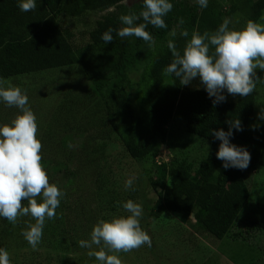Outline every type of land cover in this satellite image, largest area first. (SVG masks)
Returning a JSON list of instances; mask_svg holds the SVG:
<instances>
[{
  "label": "trees",
  "instance_id": "obj_1",
  "mask_svg": "<svg viewBox=\"0 0 264 264\" xmlns=\"http://www.w3.org/2000/svg\"><path fill=\"white\" fill-rule=\"evenodd\" d=\"M169 2L173 9L164 17L167 28H146L155 39V49L134 89L130 68L149 45L135 36L120 39L115 32L114 41L105 44L101 36L109 28L124 27L120 16L139 14L143 0L131 5L125 0H37L36 10L31 12H21L18 0H0V81H13L15 87L25 90L24 76L82 65L83 79L64 91L58 111L44 125L40 139L50 183L65 195L56 218L46 220L38 247L46 248L62 263L99 264L79 241L90 240L99 221L130 215L123 208L128 200L142 205V229L151 218L179 213L185 220L192 215L193 229L218 239L229 238V242L247 241L252 233L264 230V221L257 216L238 221L252 196L247 177L257 171L260 178L264 169V119L259 115L261 103L257 106V88L264 81V70L257 69L260 80L252 95L232 96L225 90L226 101L215 106V98L208 96L203 85H181L174 76L162 75L173 59L169 40L182 53L193 32L213 33L237 11L259 22L264 16V0H209L207 8L187 0ZM104 11L87 25V40L76 42V32L68 21L82 22L81 18ZM181 18L183 25L179 24ZM174 29L179 31L176 37L170 35ZM185 30L188 37L181 35ZM177 118L184 122L186 132L210 140L196 168L178 155H170L167 161L162 156L169 127ZM238 118L243 130L233 128L230 143L250 152V165L245 170L225 169L217 158L221 141L211 133L220 129L227 132L226 121ZM128 160L135 161L140 171L132 188H125L129 177L121 178L120 188L118 174ZM141 180L157 191L155 201L138 188ZM24 203L27 206V201ZM34 223L30 216L20 217L16 224L0 217V248L8 251L13 264L18 256H13L9 240L16 236L24 239L16 253L29 246L22 233ZM236 224L243 230H233ZM93 250L98 249L94 246Z\"/></svg>",
  "mask_w": 264,
  "mask_h": 264
},
{
  "label": "clouds",
  "instance_id": "obj_2",
  "mask_svg": "<svg viewBox=\"0 0 264 264\" xmlns=\"http://www.w3.org/2000/svg\"><path fill=\"white\" fill-rule=\"evenodd\" d=\"M196 2L201 8H207L209 4V0ZM18 8L21 12L35 11L37 0H18ZM172 9L169 0H143V10L139 14L121 15L119 19L125 26L118 30L109 28L101 39L105 44L112 43L115 32L120 39L135 36L152 47L156 42L146 28L148 25L167 28L164 17ZM141 19L143 22L137 23ZM183 23L181 18L179 24ZM229 24L230 20L225 18L213 33L193 32L182 53L174 41L169 40L167 47L173 59L162 75L174 76L181 85H189L199 78L208 96L215 98L214 106L226 101L225 90L232 96L252 95L260 80L257 69L264 70V25L249 20L243 30H229ZM181 35L188 37L189 33L185 30ZM0 101L21 112L11 125L0 126V217L12 224H16L20 217H32L35 223L29 224L22 235L36 250L42 241L46 220L56 218V210L65 193L50 183L43 166V144L38 138L37 117L28 107L27 94L19 87L9 85L5 88L0 81ZM259 115L264 119V108ZM226 122L229 124L227 132L220 129L211 133L221 141L217 158L223 161L225 169L245 170L250 165V152L230 143L233 128L242 131V123L239 118ZM132 186L133 180H127L125 188ZM123 208L130 215L99 221L93 227L90 240L79 241V246L89 249L87 255L95 257L99 264H123L119 256L109 253H127L145 245L152 246L151 236L141 227L142 206L128 200ZM94 246L98 250H93ZM0 264H11L4 248H0Z\"/></svg>",
  "mask_w": 264,
  "mask_h": 264
},
{
  "label": "rangeland",
  "instance_id": "obj_3",
  "mask_svg": "<svg viewBox=\"0 0 264 264\" xmlns=\"http://www.w3.org/2000/svg\"><path fill=\"white\" fill-rule=\"evenodd\" d=\"M140 1L142 0H125V3L131 5L132 3ZM187 1L190 3L196 2V0ZM102 13H105V11L96 14L92 13L90 16L83 17L81 18L82 22L68 21V24L74 27V31L76 32V42L84 43L87 40V25H92L93 20L100 17ZM229 20L231 22L229 30H243L249 21L241 11H237L236 15L229 18ZM257 23L264 25V16ZM173 32H175L176 37L179 31L174 29L171 31L170 35H172ZM154 49L155 45L149 47L144 56L138 59L136 65L130 68L129 78L134 89L138 88L139 80L145 69L146 62L153 56L152 53ZM79 65L82 66L81 64ZM79 65L64 69H50L21 78V80L24 81L25 88V90H21L27 94L28 107H30L37 117L39 139H41V134L45 129L44 125H47L53 113L58 111V100H60L64 91L69 85L75 87L81 80V67ZM83 84L86 86L85 83ZM259 84L257 89L260 95L257 97V106L261 103L259 108L261 111V109L264 108V99L261 98L264 97V81L259 82ZM9 85L15 87L16 84L13 81L11 83L9 81L3 82V87L6 88ZM201 85L202 83L199 78L194 79L191 84H189L191 87H199ZM133 103L139 110L140 108L138 105L140 104H137V102L135 103V99ZM18 114H21L19 109L16 107H9L4 102L0 101V126L6 124L11 125V122ZM208 144H210V140L202 139L201 137L186 132L184 122L180 118H177L173 120V124L169 127V135L166 138L162 156L167 161L170 155H178L181 159L186 158L189 163L196 168L199 165L200 159L204 158L203 156ZM127 163L125 170H122L118 174V178L120 179L118 185L120 188L123 185L121 178L129 177L134 183V179L140 171L139 168H136L137 163L135 161L128 160ZM256 173L257 171L250 172L247 177L252 196L247 206L242 211L238 221L242 218L241 220L244 219V222L246 219H251L252 216H257L264 221V169L261 171L262 174L260 178H257L259 174L256 175ZM138 188L144 189L147 193V197L152 199V202L157 199V191L154 190L150 184L146 186L144 180L139 182ZM140 219H142V217ZM193 220L192 215L189 219L185 220L182 214L179 213L170 217H161L156 220L151 218L150 224L143 230L151 236L152 246L148 247L145 245L137 250L125 254H118L117 256H119L123 264H264V230L252 233L247 241L240 240L238 242H229V238L218 239L193 229V227L190 226ZM237 229H242V226L236 224L233 230ZM9 243L13 245L12 249L15 254L13 256H18V258L16 257L15 264H67L62 263L59 257L52 258V253L47 251L44 247H38V253L32 254V247L30 245H24L23 248L16 253L18 247H21V244L24 243V239L22 237L20 238V236H16L14 239L11 238ZM225 257L230 258V260H226ZM11 264L13 263L11 262ZM88 264L93 263L89 261Z\"/></svg>",
  "mask_w": 264,
  "mask_h": 264
}]
</instances>
